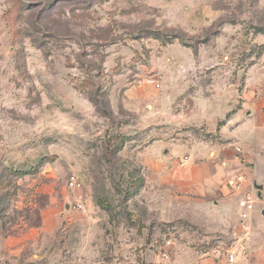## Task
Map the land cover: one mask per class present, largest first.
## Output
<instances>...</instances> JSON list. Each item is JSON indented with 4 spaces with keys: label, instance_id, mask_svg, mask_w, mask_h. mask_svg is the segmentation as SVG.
<instances>
[{
    "label": "rangeland",
    "instance_id": "1",
    "mask_svg": "<svg viewBox=\"0 0 264 264\" xmlns=\"http://www.w3.org/2000/svg\"><path fill=\"white\" fill-rule=\"evenodd\" d=\"M260 28L264 0H0V264H173L229 248L233 221L142 157L203 167L229 111L257 115Z\"/></svg>",
    "mask_w": 264,
    "mask_h": 264
},
{
    "label": "crops",
    "instance_id": "2",
    "mask_svg": "<svg viewBox=\"0 0 264 264\" xmlns=\"http://www.w3.org/2000/svg\"><path fill=\"white\" fill-rule=\"evenodd\" d=\"M262 108L264 109V102L260 99L257 103V115L246 120L243 117L244 107L238 105L229 111L226 114L230 113L229 117L226 116L224 122L219 125L220 128L223 127L220 132L226 139L224 143L208 146L212 149L206 156L203 155V167H199L195 161L191 162V157L190 161L182 164L184 156L179 160L171 159L170 155L159 156L157 149H149L143 154V164L149 174L171 185V188L183 197H199L212 202L223 217L230 218L234 223V241L225 251L214 250L202 254L183 251L180 255H173V264H264V175L260 171V168L264 167ZM250 115L254 114L250 112ZM250 126L254 127L250 129ZM230 128L235 129L228 133L226 129ZM239 130L243 132L241 140L244 145L237 141L240 139ZM254 130L258 134L253 133ZM245 131L247 133L244 134ZM240 145L243 146L248 160L253 162V166L242 163L236 157V148ZM248 150L250 153H247ZM229 178H240V187L229 186ZM247 193L254 197L255 207L251 212L250 228L245 231L240 225L239 201ZM231 252L236 256L234 261H229Z\"/></svg>",
    "mask_w": 264,
    "mask_h": 264
},
{
    "label": "built area",
    "instance_id": "3",
    "mask_svg": "<svg viewBox=\"0 0 264 264\" xmlns=\"http://www.w3.org/2000/svg\"><path fill=\"white\" fill-rule=\"evenodd\" d=\"M237 155L236 157L240 159L241 161H244V157L242 156L243 149L241 146H237L236 148ZM189 160V156H185L181 163H185ZM72 183L74 184V177L72 178ZM227 184L231 186L232 188H239L241 185V179L240 178H229L227 181ZM239 204L241 206V212H240V225L243 228V230L248 231L250 228V219H251V212L254 210L255 207V199L254 197L247 193L240 201ZM235 254L229 253V261L235 260Z\"/></svg>",
    "mask_w": 264,
    "mask_h": 264
},
{
    "label": "trees",
    "instance_id": "4",
    "mask_svg": "<svg viewBox=\"0 0 264 264\" xmlns=\"http://www.w3.org/2000/svg\"><path fill=\"white\" fill-rule=\"evenodd\" d=\"M258 30L259 31H262V30H264V28H260ZM173 37H178V35H171L170 37H168V40H171ZM229 115H230V113L227 115V117H229ZM223 122L224 121H222V123ZM117 142H119V143L116 146V148L117 149L122 148V146L124 144V139L123 138H120V139L118 138V141ZM56 159H57V157L55 155H52V156H43V157H41V159L39 160V162L36 163L35 165H33L32 167H30L29 170H16V173L19 174V175H25L26 173H28V171L29 172H36L45 163H47V162H54ZM99 203L102 204V205H105V200L104 199H100L99 200ZM0 209H1V205H0Z\"/></svg>",
    "mask_w": 264,
    "mask_h": 264
}]
</instances>
